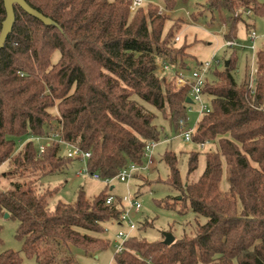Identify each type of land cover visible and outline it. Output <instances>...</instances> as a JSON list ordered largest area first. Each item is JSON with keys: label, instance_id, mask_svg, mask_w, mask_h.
<instances>
[{"label": "trees", "instance_id": "trees-1", "mask_svg": "<svg viewBox=\"0 0 264 264\" xmlns=\"http://www.w3.org/2000/svg\"><path fill=\"white\" fill-rule=\"evenodd\" d=\"M26 1L58 26L15 5L16 20L0 50V167L10 164L2 173L10 185L0 191V215L18 221L21 251L37 264H78L77 251L92 255L109 248L102 234L125 210L123 200L108 189L91 199L81 190L75 202L59 200L51 207L59 187L46 189L44 177L66 172L76 160L63 152L65 143L90 152L89 172L103 180L143 164L147 143L159 142L164 133L148 106L175 130L179 120L188 122L190 85L177 87L174 79L201 61L178 44V27L166 30L169 16L158 4L132 11V0ZM207 1L212 19L219 8L227 11V40H236L244 12L264 16L260 0ZM176 3L163 0V7L170 11ZM5 18L0 0V32ZM159 59L173 70L160 73ZM238 61L233 56L223 70L215 68V80L208 77L202 88L210 111L198 121L193 142L217 145L203 153L202 172L195 176L200 151L189 152L185 182L173 150L160 158L169 168L162 182L176 194L156 203L183 214L191 210L195 232L175 236L171 244L133 234L114 264H264V45L256 52L254 88L249 74L239 83ZM37 137H53L42 154ZM225 165L227 190L221 188ZM133 176L140 181L138 197L153 181L144 172ZM110 196L114 200L107 203ZM152 224L145 220L138 229ZM21 251H0V264H26Z\"/></svg>", "mask_w": 264, "mask_h": 264}, {"label": "rangeland", "instance_id": "rangeland-1", "mask_svg": "<svg viewBox=\"0 0 264 264\" xmlns=\"http://www.w3.org/2000/svg\"><path fill=\"white\" fill-rule=\"evenodd\" d=\"M260 1L264 2V0ZM207 2V0H177L175 8L168 11L163 7V0H145V4L154 3L160 5V13L168 14L169 20L166 30L172 26L174 28L178 27L177 35L181 37L178 44L188 46L187 50L194 54L198 61L206 62L219 59L222 63L217 68L223 70L225 68L224 63L227 60H230L233 56L234 59L238 58L239 61L235 63V67L239 72L236 70L235 74L239 83H242L247 74H249L250 77L252 59L256 58L258 48L264 45V16L255 17L252 12H244V20L238 23L236 40L240 45L247 46L252 43L250 32L255 31L258 36L256 39L257 49L253 51L248 47L242 49L238 46L235 51L236 54L233 55L235 49L233 50L231 47L226 46L225 43L227 39L224 37L227 30L225 26L227 24L226 20L228 13L224 8H219L215 11V18L212 19L211 14L206 10V6H208ZM193 14L199 15L198 19H194ZM246 23L251 25L250 28H247ZM59 56V51H56L53 55V62H56ZM192 67H196L194 62L192 63ZM209 80L214 81L215 75L211 74ZM205 102L209 106V100H205ZM148 107L157 113L155 122L164 128L161 140L156 144L152 152L154 163L150 165L149 157L144 156L143 164L137 165L142 166V169L139 170L140 173L144 172V174L153 181L152 185L143 187L142 193L138 197H135L136 185L139 184L140 181L134 178V176L128 181L114 179L113 182L107 186L104 180L95 179L89 173L83 172L80 174L79 172L82 169H86V165L84 161L76 159L68 166L66 172L50 174L44 177L43 181L46 189L48 186L50 188L59 187L58 193L51 201V207L59 200L66 203L75 202L81 190L91 199L102 190L108 189L110 194L122 198L125 209L128 210L130 217L137 224V228L132 232L133 234H138L140 232L148 240L153 241L164 239L166 233H172L176 237H181L185 232H195L196 216L191 210L183 214L180 213L179 210L161 207L156 203V200L162 199L168 194H176L175 190L162 182V179L167 178L169 168L160 158L166 150H173L177 154L181 177L185 182L188 173L189 152L193 150L201 152L199 168L195 173V176H197L202 172L205 166L203 153L216 150L217 145L214 143H207L206 146L202 147L193 141H185L183 136L180 135V131L183 128L180 123L177 126L178 129L175 130L160 111H157L150 105ZM198 107L199 105H194L193 111H188V127H197L198 121L201 118ZM184 120L187 121V119ZM35 142L39 146L40 142ZM44 142H50V140H45ZM23 145L24 142H22V140L19 141L16 152H18ZM63 152L66 153V147L63 148ZM9 166L10 164L7 163L0 167V191L8 188L10 185L9 180L2 176V173L7 170ZM145 166L147 167L144 168ZM221 188L223 190L229 188V173L226 165L224 166ZM126 196L138 199L142 204V208L137 211L135 208L131 207L130 201L125 199ZM5 214L0 215V224L2 226L0 237L3 240V243L0 245V251L5 249L21 251L22 242L16 238L18 221L6 217ZM145 220H149L153 224L146 229H138V226ZM199 221L204 223L206 218L199 217ZM105 226L106 231L102 236L110 240L109 248L92 255H85L81 251H77L76 260L78 264H114L117 246L122 243V240L117 237L118 231L121 228L125 230L128 228L126 224L120 225L116 220L107 222ZM21 254L26 264H37L35 258L27 257L22 251ZM96 255L98 256L96 257Z\"/></svg>", "mask_w": 264, "mask_h": 264}, {"label": "built area", "instance_id": "built-area-1", "mask_svg": "<svg viewBox=\"0 0 264 264\" xmlns=\"http://www.w3.org/2000/svg\"><path fill=\"white\" fill-rule=\"evenodd\" d=\"M145 4V0H132L131 3V10L136 11L139 7L143 6ZM251 12V11H249ZM251 37V44L247 46H242L237 40H226V46L227 47H248L255 51L257 49L256 46V39H257V33L255 31H252L250 34ZM176 40H181L180 36L176 37ZM221 61L219 59H214V61H206L201 62L198 66L191 69L189 72L180 71L175 76V84L178 87H182L185 85H190V98L192 99V104L188 107V111H193L194 105H199L198 112L202 116L204 113L210 111V106H208L205 102V98L203 96L202 88L208 79V77L211 75V73L214 71L215 67H219L221 65ZM168 70H173L172 66L166 62H164L162 59H159V71L160 73ZM255 74H256V68H255V59H252L251 64V74H250V81H249V87L254 88L255 84ZM179 123L183 126V128L180 131V135L183 136L185 141H193V135L196 131V128L188 127L187 121L184 119H181ZM51 138H44V137H37L35 138L36 141H39V154H42L45 152L47 145L49 142H44L45 140H52ZM158 142L155 141H149L146 145L145 154L144 156L149 157V163L150 165L154 163V157L152 156V152L154 147L156 146ZM207 143H200L199 145L204 147ZM66 147V155L70 158H75L81 161H84L86 165V169H82L79 173H89L88 168V158L91 156L90 152L82 150L80 147L72 144L65 143L64 145ZM145 166L144 168H146ZM142 169V166H137L135 164H131L125 168H123L120 173L114 177V178H107L104 179V181L107 183V185H110L114 179H119L121 181H128L135 172ZM95 179L103 180L98 173L91 174ZM126 200L130 201L131 207L135 208L137 211H139L142 208V204L138 199L131 198L130 196L125 197ZM114 200L113 196L108 197L107 203H111ZM120 225L126 224L127 230L121 228L118 231L117 237L122 240V243H120L117 246V253L122 252L124 250V242L133 235V231L137 228V224L132 220V218L129 215L128 210H124L120 216L116 219ZM97 264V263H93Z\"/></svg>", "mask_w": 264, "mask_h": 264}, {"label": "water", "instance_id": "water-1", "mask_svg": "<svg viewBox=\"0 0 264 264\" xmlns=\"http://www.w3.org/2000/svg\"><path fill=\"white\" fill-rule=\"evenodd\" d=\"M3 2L6 10V18L2 23V30L0 32V50L4 47L9 34L12 32L16 20L15 5H19L28 14L38 18L46 25L58 26V24L52 18L33 8L27 3L26 0H3ZM225 65H229V60L225 62ZM187 102L192 103V99L188 97ZM5 215L6 217H9V213H6ZM174 240L175 236L172 233L165 234L164 242L166 244H171Z\"/></svg>", "mask_w": 264, "mask_h": 264}, {"label": "crops", "instance_id": "crops-1", "mask_svg": "<svg viewBox=\"0 0 264 264\" xmlns=\"http://www.w3.org/2000/svg\"><path fill=\"white\" fill-rule=\"evenodd\" d=\"M224 26H225V25H224ZM225 27H227V24H226V26H225ZM250 33H251V32H250ZM237 47H238V46H237ZM237 47H233L232 49H233V50H234V49H237ZM240 48H242V49H243V48H246V47H240ZM233 50H232V51H233ZM237 71L239 72V70H237ZM97 256H98V255H96V257H97Z\"/></svg>", "mask_w": 264, "mask_h": 264}]
</instances>
